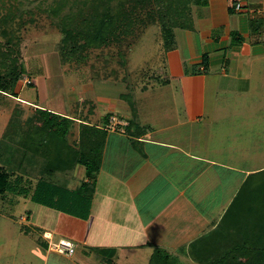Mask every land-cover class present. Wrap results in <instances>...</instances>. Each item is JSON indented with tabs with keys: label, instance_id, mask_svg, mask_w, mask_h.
<instances>
[{
	"label": "crops",
	"instance_id": "crops-1",
	"mask_svg": "<svg viewBox=\"0 0 264 264\" xmlns=\"http://www.w3.org/2000/svg\"><path fill=\"white\" fill-rule=\"evenodd\" d=\"M233 3L240 9L229 12ZM191 14L196 24L190 29L193 48L201 50L186 59L188 65L202 71L201 56L221 52L214 59L222 68L219 76H226L225 85H234L221 89L224 81L219 77L216 86H207L208 73H191L181 76L184 90L179 91L172 89L171 73L164 74L163 81L154 79L159 92L142 84L136 96L124 82L126 93L139 103V128L131 135L107 132L93 196L100 188L115 197L110 203L101 200L100 205L107 206H102L103 218H112L116 211L118 220L112 226L123 227L124 243L115 248L116 264L122 250L126 249L128 257L122 258L127 261L135 248L144 253L147 264L156 249L169 253L177 264H217L215 259L218 264H257L256 259L264 257V63L260 62L264 46H248L242 39L251 37L250 18L264 19V0H206L204 6L193 5ZM233 33L240 46L232 54L227 50ZM175 42L173 54L178 50L177 33ZM206 46L211 51L202 52L209 49ZM247 51L256 56L251 58ZM174 56L165 54L168 72H173ZM208 60L207 71L212 61ZM167 86L170 100L164 97ZM126 93L113 103L125 112L116 116L129 120L128 105L120 98ZM142 95L166 105L150 111L140 104ZM89 110L93 108L86 111L88 117ZM105 115L93 124L84 120L103 128ZM72 119L78 129L83 120ZM27 219L22 218V224L33 227ZM106 245L101 248L115 247ZM3 249L10 256V244ZM50 254L45 252L43 264H48Z\"/></svg>",
	"mask_w": 264,
	"mask_h": 264
},
{
	"label": "trees",
	"instance_id": "trees-1",
	"mask_svg": "<svg viewBox=\"0 0 264 264\" xmlns=\"http://www.w3.org/2000/svg\"><path fill=\"white\" fill-rule=\"evenodd\" d=\"M205 4L206 0H0V95H12L19 85L24 75L23 64L18 62L21 32L40 17L61 36L57 51L60 64H84L92 51L111 45L121 48L126 39L135 36L140 24L145 27L147 22L158 26L165 50H173L175 29H192V6ZM236 4L229 6V12ZM248 27L252 44L264 46V19L250 18ZM236 39V34H231L230 44H236ZM127 50H130L129 45ZM117 55L127 74L126 54L118 51ZM208 61V55L203 54L202 71L196 69L192 74L207 72ZM121 80L126 82L127 77ZM26 84L32 86L31 80ZM120 98L130 110V119H122L127 122L123 134L131 135L139 128L136 103L129 92ZM110 116L119 118L105 115L104 126ZM75 123L70 117L35 108L23 127L17 124L14 141L11 131L5 133L7 138H1L0 143L3 164L0 166V196L14 193L47 209L87 221L108 131L104 126L98 128L83 120L76 135ZM78 166L83 167L84 176L75 185L77 177L72 171ZM43 233L41 230L38 243L45 241L42 248L46 252L48 242L41 236ZM94 252L100 263L116 264L115 248H96ZM234 260L238 259H228V262L235 263ZM256 260L257 264H264V257ZM176 261L169 253L156 249L148 264H177Z\"/></svg>",
	"mask_w": 264,
	"mask_h": 264
},
{
	"label": "rangeland",
	"instance_id": "rangeland-1",
	"mask_svg": "<svg viewBox=\"0 0 264 264\" xmlns=\"http://www.w3.org/2000/svg\"><path fill=\"white\" fill-rule=\"evenodd\" d=\"M194 20L193 25H196ZM184 31L185 36L184 33L182 34V30L175 29L174 31V35L177 33L179 42L178 50L174 54L172 50H165L158 26L147 22L145 27L140 24L135 36L132 39H126L121 48L119 45H111L101 50L92 51L84 64L69 62L60 64L57 51L61 36L45 18L40 17L34 25L28 26L21 32L18 62L23 64L24 75L18 83L19 85L12 91V95H0V143L3 142L1 138H7L4 134L10 131V137L13 140L17 126L23 127L35 108H42L63 116L68 115L75 119L84 120L86 118L93 124L97 123L101 118L100 116L105 115L103 114L105 110L106 113L112 112L118 116L125 113L116 108L113 103V101L119 100V94L126 93L125 84L129 85L132 92H136V96L141 94L140 91L138 92L141 87L138 86L142 84L148 89L153 87V92H159L161 89L157 87L154 79L163 81L164 74L168 77L172 73L171 76L174 79L171 78L172 82L169 80L172 89L184 90L181 76L190 75L197 69L196 66L188 65L186 59L201 50V48L197 52L194 50L191 31ZM242 39L245 45L254 46L252 39L245 37ZM0 42H2V38H0ZM128 45L130 50H127ZM230 46L231 48H228L227 53L232 52L233 54L237 52L234 47H239L240 44H230ZM206 47L209 49H202V52L211 51L210 46ZM261 50L262 48H258L257 52L260 53ZM118 51H123L126 54L127 74L126 70L121 67V59L117 55ZM166 52L176 56L170 59V62L173 61L171 62L173 72H168L169 64L167 65L168 62L165 60ZM246 55H250L251 58L256 56L249 51L246 52ZM221 56V52L209 53L213 62L211 61L206 72L210 75L207 78V86H216L220 77L222 82L224 81L220 84V88H230L234 84L226 81L228 85H225L226 76H224L225 78L219 76L222 68L214 62V59ZM261 60L260 62L264 63L263 57ZM257 69L259 70L261 67H257ZM224 70L227 71L226 68ZM230 73L232 72L230 71ZM125 76L127 81L124 84L118 78L122 79ZM229 76L230 74L227 78L231 81L232 78ZM28 79L31 80L32 86L26 84ZM82 86L89 88L88 91H83ZM168 88L169 86L164 89L167 90ZM169 96L170 89L165 91V100H170ZM139 99L141 100L140 104L146 106L145 108L148 107L150 111L155 110L157 106L166 105L157 102L158 99H154L150 95H142ZM164 102L167 103V101ZM138 104L136 103V106ZM89 107L93 108L90 117L86 114ZM16 115H18V122ZM75 131L77 135V128ZM2 165L0 162V166ZM72 172L77 177L74 181L76 185L84 176V169L78 166ZM109 188L112 189L110 186ZM96 194L91 202V219L89 218L87 221L47 209L31 201L30 198H24L14 193H7L4 197L0 196V253L4 255L0 257V264H43L45 251L42 246L45 241L41 240L38 243L41 230L49 231V233L44 232L41 235L44 239L55 242L67 240L72 242L74 246L76 245V254L73 256L51 254L48 264H88L85 260L90 264H107L100 263L94 250L107 246L106 243L109 246H115L114 248L123 246L121 244L124 243L121 238L123 227L112 226L113 221L118 220L115 217L116 211L112 218L108 219L107 216V219L103 218V212H105L103 207L107 206L100 205V201L110 203L115 197L106 196L100 188L97 189ZM101 196H105V198L102 199ZM20 217L28 218L27 220L33 227L24 226ZM7 243L12 248L10 256H7L3 249ZM137 249H134L136 253L129 255L127 261H123L122 258L128 257L127 252L124 253L126 249L122 250L120 264H147V257L142 259L144 253L138 252L139 249Z\"/></svg>",
	"mask_w": 264,
	"mask_h": 264
},
{
	"label": "built area",
	"instance_id": "built-area-1",
	"mask_svg": "<svg viewBox=\"0 0 264 264\" xmlns=\"http://www.w3.org/2000/svg\"><path fill=\"white\" fill-rule=\"evenodd\" d=\"M240 8L239 4H236L235 9ZM127 126L125 120L119 119L115 116H110L107 124L104 126V129L108 132H120L123 133V128ZM47 240V239H46ZM48 242V251L57 253L64 256H72L74 253V244L67 240H58L57 242L53 240H47Z\"/></svg>",
	"mask_w": 264,
	"mask_h": 264
}]
</instances>
